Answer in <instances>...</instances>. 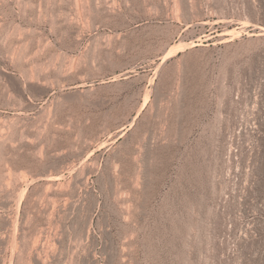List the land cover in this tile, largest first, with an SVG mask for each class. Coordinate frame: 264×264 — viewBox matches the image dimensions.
Returning a JSON list of instances; mask_svg holds the SVG:
<instances>
[{"label": "rangeland", "instance_id": "374dc122", "mask_svg": "<svg viewBox=\"0 0 264 264\" xmlns=\"http://www.w3.org/2000/svg\"><path fill=\"white\" fill-rule=\"evenodd\" d=\"M0 264H264V0H0Z\"/></svg>", "mask_w": 264, "mask_h": 264}, {"label": "bare ground", "instance_id": "6f19581e", "mask_svg": "<svg viewBox=\"0 0 264 264\" xmlns=\"http://www.w3.org/2000/svg\"><path fill=\"white\" fill-rule=\"evenodd\" d=\"M161 22H162V21H161ZM161 22H160V25L163 24V23H161ZM143 24H144V23H140L139 26L142 27ZM160 25H159V23H158V26H160ZM160 27H162V25H161ZM117 34L120 35V33H117ZM77 65H78V62H76V61L72 62V63H71V67H70V71H72V70L74 71V69L77 68Z\"/></svg>", "mask_w": 264, "mask_h": 264}]
</instances>
